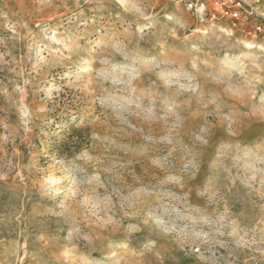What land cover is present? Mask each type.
<instances>
[{"label": "rangeland", "instance_id": "rangeland-1", "mask_svg": "<svg viewBox=\"0 0 264 264\" xmlns=\"http://www.w3.org/2000/svg\"><path fill=\"white\" fill-rule=\"evenodd\" d=\"M207 1L0 0V264H264V34Z\"/></svg>", "mask_w": 264, "mask_h": 264}, {"label": "built area", "instance_id": "built-area-1", "mask_svg": "<svg viewBox=\"0 0 264 264\" xmlns=\"http://www.w3.org/2000/svg\"><path fill=\"white\" fill-rule=\"evenodd\" d=\"M214 11L209 14L211 20L217 17L230 19L247 36L264 34V13L256 3L250 0H213ZM207 0H188V9L199 13L202 20L208 17ZM262 19V22H258Z\"/></svg>", "mask_w": 264, "mask_h": 264}, {"label": "trees", "instance_id": "trees-1", "mask_svg": "<svg viewBox=\"0 0 264 264\" xmlns=\"http://www.w3.org/2000/svg\"><path fill=\"white\" fill-rule=\"evenodd\" d=\"M73 132H74L75 134H80V133H81V130H78V129L73 128Z\"/></svg>", "mask_w": 264, "mask_h": 264}]
</instances>
